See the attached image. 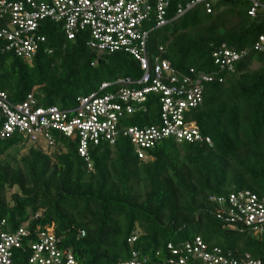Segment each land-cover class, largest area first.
I'll return each instance as SVG.
<instances>
[{
  "label": "trees",
  "instance_id": "1",
  "mask_svg": "<svg viewBox=\"0 0 264 264\" xmlns=\"http://www.w3.org/2000/svg\"><path fill=\"white\" fill-rule=\"evenodd\" d=\"M180 1L170 0L168 17ZM249 7L248 0H217L207 13L194 5L148 39L151 62L159 55L180 73L194 68L216 76V48L246 51L232 72L218 74L221 81L206 82L201 102L185 112L210 143L168 136L143 148L139 157L122 131L160 125L153 93L133 113L119 117L114 143L90 145V168L77 151L78 138L55 130L48 152L27 147L34 140L14 132L0 139V216L12 228L52 227L59 248L70 250L77 264H112L128 259L132 250L149 257L150 264H169L166 243L192 235H200L208 247L236 257L247 252L264 264L260 239L219 219L221 204L209 199L240 190L264 196V55L253 48L264 35V17L252 16ZM6 19L0 18V28ZM37 32L46 40L31 59L0 40V90L10 101L32 92L41 105L73 108L103 81L142 73L128 52H99L87 45V29L68 39L59 24L44 20ZM28 256L24 246L14 252L12 264H29Z\"/></svg>",
  "mask_w": 264,
  "mask_h": 264
},
{
  "label": "built area",
  "instance_id": "2",
  "mask_svg": "<svg viewBox=\"0 0 264 264\" xmlns=\"http://www.w3.org/2000/svg\"><path fill=\"white\" fill-rule=\"evenodd\" d=\"M216 1H180L174 16L168 17L170 0H0V18H7L6 26L0 28V40L5 41L4 48L12 49L17 56L31 59L35 55L46 40L37 28L42 21L49 20L59 24L68 39H74L87 29L90 33L87 45L99 52L124 50L133 56L142 71L136 79L119 77L114 81H103L98 90L81 96L79 104L73 108L41 105L32 92L23 100L13 102L0 90V139L19 132L48 147L53 144L51 133L56 130L71 139L78 138L77 151L90 168V145L100 141L114 143L119 133V117L133 113L146 101L147 94L153 93L160 104V125H134L122 131L135 145L139 157H144L143 148L168 136L176 141L201 142L204 139L210 143L193 121L185 119V112L201 102L204 84L215 78L221 81L223 77L218 74L232 72L246 51L225 46L216 48L212 53L213 62L218 66L214 76L194 68L180 73L159 55L151 62L147 44L156 28L194 5L201 4L210 13ZM248 1L249 13L255 16L259 12L264 17V0ZM253 48L264 55V35L259 36ZM158 49L163 50L162 46ZM209 199L221 204V212L217 214L219 219L249 230L264 246V196L240 190ZM134 240L135 236L128 239ZM24 246L29 249V264H77L70 250L59 248V237L52 227L34 232L25 225L12 228L7 219L0 216V264H12L14 252ZM166 250L169 264H189L194 260L201 264H263L247 252L236 257L231 251L208 247L200 235L189 236L177 244L169 241ZM148 258L140 257L132 250L128 259L112 264H150Z\"/></svg>",
  "mask_w": 264,
  "mask_h": 264
},
{
  "label": "rangeland",
  "instance_id": "3",
  "mask_svg": "<svg viewBox=\"0 0 264 264\" xmlns=\"http://www.w3.org/2000/svg\"><path fill=\"white\" fill-rule=\"evenodd\" d=\"M253 66H257V64L256 63H253ZM31 145H35V146H39V147H41V148H43L44 150H46V151H50L51 149L50 148H48L47 146H46V143H44V142H42V141H28L27 143H26V146L28 147V146H31Z\"/></svg>",
  "mask_w": 264,
  "mask_h": 264
}]
</instances>
